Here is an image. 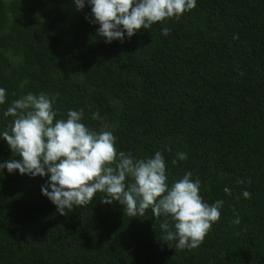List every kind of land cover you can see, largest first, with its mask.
<instances>
[{"label": "trees", "instance_id": "16d2710c", "mask_svg": "<svg viewBox=\"0 0 264 264\" xmlns=\"http://www.w3.org/2000/svg\"><path fill=\"white\" fill-rule=\"evenodd\" d=\"M90 20L73 0H0V129L12 101L48 94L58 119L83 109L118 150L160 151L169 184L191 171L205 202L223 200L220 220L199 247L179 249L151 209L129 217L98 193L61 215L41 193L47 176L5 168L0 264H264V0H197L124 42L106 43ZM177 152L187 159L173 164ZM14 158L0 139V162Z\"/></svg>", "mask_w": 264, "mask_h": 264}, {"label": "clouds", "instance_id": "9594fccd", "mask_svg": "<svg viewBox=\"0 0 264 264\" xmlns=\"http://www.w3.org/2000/svg\"><path fill=\"white\" fill-rule=\"evenodd\" d=\"M78 10L91 7V23L106 43L124 42L137 31L149 29L168 18L179 19L197 5V0H73ZM167 36L170 29L162 27ZM7 101V90L0 87V105ZM55 98L48 94L27 93L12 101L3 112L14 117L9 130L0 129V139L21 159L0 162V173L16 170L30 177L47 180L41 193L56 206L61 215L74 207H86L97 194L103 203L118 201L129 217L144 216L151 209L154 217L164 216L161 229L164 240L176 241L175 248L192 249L204 241L212 225L220 220L223 200L209 204L200 195L201 181L187 171L171 184L165 157L160 151L137 158L118 150L117 137L107 128L100 131L84 122V110L68 109L67 117L57 118ZM93 119L99 113L92 114ZM177 161L187 159L176 153ZM245 198L251 193L245 190ZM67 210V211H66ZM171 217L174 225L168 223ZM237 218L233 223H239ZM174 228V230H173ZM170 246H172L169 243Z\"/></svg>", "mask_w": 264, "mask_h": 264}]
</instances>
